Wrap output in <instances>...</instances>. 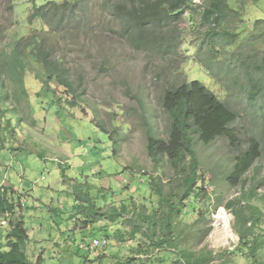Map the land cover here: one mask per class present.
Returning a JSON list of instances; mask_svg holds the SVG:
<instances>
[{
    "label": "rangeland",
    "instance_id": "obj_1",
    "mask_svg": "<svg viewBox=\"0 0 264 264\" xmlns=\"http://www.w3.org/2000/svg\"><path fill=\"white\" fill-rule=\"evenodd\" d=\"M64 1L0 0V31L6 43L43 33L41 20H29L34 7ZM206 2L191 0L168 25L148 28L144 33L154 36L155 43L140 47L133 43L126 21L127 10L138 11L143 0H94L86 15L60 26L57 37L46 34L54 55L63 59L79 85L76 106L64 87L52 82L50 90L34 73L25 77L28 96L15 85L8 86L16 113L25 122L11 119L10 149L0 153V180L9 174L8 181L12 179L11 185L26 201L25 206L24 200L14 203L18 209L14 219L21 220L24 211L33 239L26 247L31 264H185L180 262L181 250H190L196 258L212 251L216 255L212 264H251L248 249L240 247L235 207L229 204L254 186L259 196L264 195V115L259 113L261 103L250 104L247 92L233 83L245 81L242 58L256 49L260 58L264 56V0H228L232 11L216 29L239 34L233 46L208 40L210 26L203 21ZM117 6L126 12L124 23L114 15ZM159 38L162 46L157 48ZM202 61L220 68V84ZM229 67L236 69L230 76L224 72ZM184 81H200L214 91L237 113L234 128L239 137L254 133L263 149L244 176L246 184L230 186L225 177L232 171L236 150L224 138L209 146L197 142L206 193L195 202H184L190 205L176 220V231L166 237L167 207L151 187L160 179L164 184L176 179L168 163L155 166L149 157L147 127L154 126L159 136L166 137L169 121L158 98L169 85ZM106 131L118 138L115 154ZM77 192L88 193L101 212L109 214L116 208L122 215L114 221L106 215L94 222L91 203L79 202L85 210L77 206ZM252 204L261 206L258 200ZM220 212L230 221L231 234L224 244L213 238ZM150 215L156 219L155 226ZM5 232L0 226V234ZM255 234L264 238V221ZM68 237L72 242L65 244ZM95 237L108 243L95 252L80 248ZM160 240L165 243L158 245Z\"/></svg>",
    "mask_w": 264,
    "mask_h": 264
},
{
    "label": "trees",
    "instance_id": "obj_2",
    "mask_svg": "<svg viewBox=\"0 0 264 264\" xmlns=\"http://www.w3.org/2000/svg\"><path fill=\"white\" fill-rule=\"evenodd\" d=\"M93 1L66 0L62 3L48 2L34 7V12L29 20L32 21L35 18L41 20L45 25L43 33L38 32L26 38H17L6 43L7 39L3 35V29L0 31V153L8 148L7 133L11 119L15 116L19 117L21 122H25L20 114L16 113V102L14 100L12 102L13 94L9 92L8 86L15 85L21 95L28 96L25 86L27 73H34L37 79L50 90L52 82L64 87L72 95L70 103L72 106H76L79 85H76L72 80L70 70L65 67L63 59L54 55L53 47L48 44L51 38L46 34L49 32L50 35L57 37L61 31L60 26L86 15L87 7ZM190 1L143 0V3L138 6V11L133 7L128 9L126 23L132 33L133 43L140 47L151 46L155 43V38L144 32L151 27L168 25L172 16L179 17L181 11L188 6ZM230 11L232 10L228 0H208L206 2L203 21L210 26L207 34L210 43L220 40L223 46L237 44L239 34L220 32L216 29L222 23L223 16ZM113 12L118 20L124 21L123 16L126 12L123 6H117ZM158 40L157 48L162 46L161 38ZM253 53L255 54L240 60L245 81L242 83L236 81L233 84L241 86L243 91L247 92L250 104L261 103L259 105L261 116L264 115V56L260 58L261 53L257 49ZM201 65L217 83L220 82V68H217L212 61H202ZM235 70L229 67L224 72L230 76ZM235 75V78L241 79L240 74ZM158 103L168 117L169 126L166 137L159 136L154 126L147 127V152L155 166L166 162L171 166L175 175V182L169 180L164 184L160 179L155 181L151 187L154 193L159 196L161 203L167 207L163 223L165 236L169 237L172 231H176L174 227L176 220L184 215V209L190 205V203L185 205L184 202L189 200L195 202V200L203 198L206 193L202 185L201 161L196 148L197 142L209 146L224 138L228 141L231 150H236L232 171L225 177L226 183L230 186L246 184L244 176L262 157L263 148L261 141L254 133L248 138L246 136L239 137L234 128L237 113L200 81H184L181 84L169 85L158 98ZM9 113L13 115L7 117ZM103 130L105 129L103 128ZM107 133L115 145L113 151L115 154L118 138L112 133ZM9 195V189L0 186V215L14 214L17 210V205L10 201ZM76 199L77 206L83 210L87 207L79 206L80 201L86 205L91 203L90 208L91 211H94L95 216L94 222H98L106 215L112 221L116 215H122V212L116 208H112L109 214L101 212L102 208L96 209L93 198L88 193L77 192ZM254 200L261 202V206L253 205L252 201ZM229 205L235 207L233 214L236 219L235 226L240 238V247L248 249L252 260L251 264H264L263 254H261L264 253V238L255 234L256 228L260 227L264 221L262 210L264 195L259 196L257 188L254 186L247 193L244 192L238 201L230 202ZM148 218L152 226H155L154 216L150 215ZM6 240L8 250H0V264H31L26 254L29 236L23 218L11 220ZM163 243L165 241L160 240L158 245ZM170 245L175 244L170 243ZM174 247H178V244ZM179 254L180 262L185 264H212L216 260V255L212 251L203 253L199 258H196L190 250H181Z\"/></svg>",
    "mask_w": 264,
    "mask_h": 264
},
{
    "label": "crops",
    "instance_id": "obj_3",
    "mask_svg": "<svg viewBox=\"0 0 264 264\" xmlns=\"http://www.w3.org/2000/svg\"><path fill=\"white\" fill-rule=\"evenodd\" d=\"M7 149H10V147H8ZM7 177H10L9 174H6L3 177V179L0 180V186H3L4 185L7 189H9V194L12 195V196L9 195V199H10L11 202L17 204L18 200H22L23 201L24 200L23 195L17 189H15L11 185L10 181L12 179L10 178V181H8ZM8 184H10V185H8ZM17 213H18V209L14 212V214H12L11 218L9 219V223L11 222V219L12 218L14 219L15 217H17ZM3 216H5V215H0V221H2L4 219ZM22 218H23V221H24V224H25V228L27 229V232H28V236H29V242H28V244L30 245L32 243L33 239H32L31 232L28 230V228L26 226V221L24 220V211L22 213ZM0 226H1V224H0ZM1 228H5L6 229V232L4 234L3 233L0 234V250L1 251H7L8 250V247H7L6 236H7V233H8V230H9L10 227H8V226H1ZM50 238H52V237H50ZM95 238H98V237H95ZM66 242H65V244L71 243L72 242L71 238H69V237L66 238Z\"/></svg>",
    "mask_w": 264,
    "mask_h": 264
},
{
    "label": "bare ground",
    "instance_id": "obj_4",
    "mask_svg": "<svg viewBox=\"0 0 264 264\" xmlns=\"http://www.w3.org/2000/svg\"><path fill=\"white\" fill-rule=\"evenodd\" d=\"M218 221L215 224V231L213 232V238L216 243L218 244H224L226 243L228 237L230 236V221L225 216L224 212H220L218 215ZM217 240L219 242H217Z\"/></svg>",
    "mask_w": 264,
    "mask_h": 264
},
{
    "label": "built area",
    "instance_id": "obj_5",
    "mask_svg": "<svg viewBox=\"0 0 264 264\" xmlns=\"http://www.w3.org/2000/svg\"><path fill=\"white\" fill-rule=\"evenodd\" d=\"M22 203H23L22 205L25 206L26 201L24 200ZM9 217H10V215L7 213V215H5V218L1 221V226H8V227L10 226ZM107 243H108L107 239L106 240H102V239H99V238H94L92 241H90L88 243L84 242L80 246V248L84 249L85 251H88V252H95L98 249L102 248Z\"/></svg>",
    "mask_w": 264,
    "mask_h": 264
}]
</instances>
